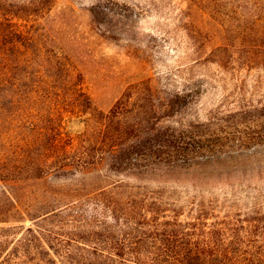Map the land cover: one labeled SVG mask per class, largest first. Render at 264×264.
Segmentation results:
<instances>
[{"label":"rangeland","instance_id":"obj_1","mask_svg":"<svg viewBox=\"0 0 264 264\" xmlns=\"http://www.w3.org/2000/svg\"><path fill=\"white\" fill-rule=\"evenodd\" d=\"M4 23L23 36L0 44V172L45 164L17 204L0 188L19 264L151 261L164 236L264 226V0H0ZM38 52L55 63L12 57Z\"/></svg>","mask_w":264,"mask_h":264},{"label":"trees","instance_id":"obj_2","mask_svg":"<svg viewBox=\"0 0 264 264\" xmlns=\"http://www.w3.org/2000/svg\"><path fill=\"white\" fill-rule=\"evenodd\" d=\"M22 36V32L14 29L10 26V23L0 24V44H2L1 41L3 42L8 37H15L13 38L14 45L19 46ZM43 56V53L38 52L34 53L33 56L29 54V59H27V54H24V56L21 57L19 53H15L12 57H14L15 63H20V60L22 59V61L31 68L41 67V62L43 61L47 64L55 63L54 59L46 58V60H44ZM7 61V53H5L0 47V97L4 96ZM134 125V128L140 127V124L137 122ZM118 135L123 136L124 132L121 131ZM145 137L146 140L144 142L152 141L154 139L152 134H148L147 136H144V138L140 137L138 139L144 140ZM56 141L57 140H55V142ZM55 146L56 145H54V147ZM28 163L29 164L24 163L25 165L23 166V169L11 167L0 172L1 192L2 194L7 195V198H9L13 204H17L18 202L17 194L13 192V187H16L15 178L17 175L26 173L36 175L29 176L30 179L33 178L39 180L42 178L41 172L45 168L43 161L36 159ZM136 165L140 167L141 164L136 163ZM144 167L148 170L147 166ZM150 171L153 170L151 169ZM222 224L224 228L210 233L208 241L205 242L203 246L198 244L197 241L191 244V234H184V238H182L184 242L179 244V240H177L179 234H177L174 238H171V236H164V238L159 240V244L164 246V250L160 248L161 254L157 255V258L151 261L134 258V255L141 253L139 252V245V247L133 248L132 251L129 252L130 255H132V258L130 259L123 258V254L116 253L115 255L121 257L123 259L122 263L125 264H264V226L260 228L259 226H255L256 228L254 227L253 231H247L245 228L241 231L232 228L231 226H233V224L229 222H224ZM187 225L193 226L189 224ZM250 226L253 225L250 223ZM10 247L9 243L5 245L0 244V264H19V261L17 260L18 258L14 259L12 257L14 253H9ZM24 247H28L24 241H18L13 245V248L17 253L23 250ZM173 254L176 255V258L171 256ZM162 255L167 256L162 257Z\"/></svg>","mask_w":264,"mask_h":264}]
</instances>
